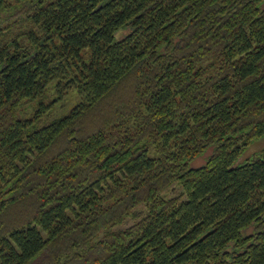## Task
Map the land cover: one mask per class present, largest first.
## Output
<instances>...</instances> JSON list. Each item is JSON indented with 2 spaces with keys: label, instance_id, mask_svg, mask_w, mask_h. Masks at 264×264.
<instances>
[{
  "label": "trees",
  "instance_id": "obj_1",
  "mask_svg": "<svg viewBox=\"0 0 264 264\" xmlns=\"http://www.w3.org/2000/svg\"><path fill=\"white\" fill-rule=\"evenodd\" d=\"M262 137L264 0H0V264H264Z\"/></svg>",
  "mask_w": 264,
  "mask_h": 264
},
{
  "label": "rangeland",
  "instance_id": "obj_2",
  "mask_svg": "<svg viewBox=\"0 0 264 264\" xmlns=\"http://www.w3.org/2000/svg\"><path fill=\"white\" fill-rule=\"evenodd\" d=\"M81 101V96L75 90H68V92L55 104L53 110L44 116L45 119H53L57 116L67 114L71 108ZM28 108V105H26ZM264 146V137L254 140V142L247 147L246 151L243 153L242 157L248 158L253 155L259 149ZM209 156V152H206L202 157L194 160L191 165L199 166L205 163L206 158Z\"/></svg>",
  "mask_w": 264,
  "mask_h": 264
}]
</instances>
